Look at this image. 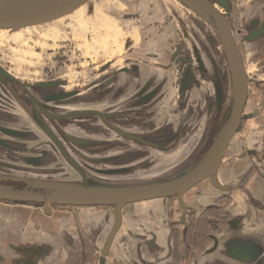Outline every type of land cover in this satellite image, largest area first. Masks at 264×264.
I'll use <instances>...</instances> for the list:
<instances>
[{"label": "flooded vegetation", "instance_id": "1", "mask_svg": "<svg viewBox=\"0 0 264 264\" xmlns=\"http://www.w3.org/2000/svg\"><path fill=\"white\" fill-rule=\"evenodd\" d=\"M240 1L242 2V7H240L238 13H234L232 19L227 15L228 11L232 9L231 0H226L227 6L225 8L219 4H215L222 12L225 10L224 14L231 23L234 39L240 49L248 80V96L240 126L230 141L225 159L217 171L218 181L225 188L215 186L208 179L198 182L184 194V204L180 202L177 196L154 198V200L160 201L158 204L146 202L145 200L126 204L121 210V221L114 234L112 243L120 231L123 230L124 221L127 217L131 220H136L138 222L136 224L139 225V227L130 228L131 235L138 236L139 234L141 239L151 240V243L147 246L142 243L138 245L136 259L134 258L130 264H198V257L206 252L210 254L218 253L220 256L226 257L229 264H264V236L252 237L255 238V243L249 239V242L247 240L242 242L235 240L240 232L237 230L240 227V225L238 226L240 217L237 219L238 216L232 215L230 211L237 204L235 197L237 192L245 191L249 183L257 178H260L263 181L260 182L264 183V0ZM247 3H250L248 8L246 7ZM190 35L191 32L187 31L185 33L187 41H182L180 36V44L176 46L177 48L180 46L183 50H188L187 55L191 57L189 62L184 57L186 53L183 56L181 53L179 55L181 58L176 59V64H178L177 76L171 79L166 74H162L161 70H158V76L149 75L148 70L143 67L145 65L135 62V65L130 67L132 74H129L130 78L125 82L124 89L126 94L123 93L124 91L120 93L115 91L120 96H128L125 100L121 101L120 107H113L114 111L111 112L112 114H106L102 108L97 107H83L79 109L102 111L104 118L91 113L79 114V116H94L92 123H89L85 127L88 131L82 137L109 141L104 145H110L108 149L100 148V151H96L98 152L97 154H93L92 150L88 148H86V152L88 153L79 150L77 155L81 159L87 161V157L108 156L106 153L111 151L110 155L120 157L117 162L120 160L126 161L127 165H129L130 161H132L131 164H134V160L136 159L137 162L138 158V162L142 165L138 166L139 170L135 172V176L155 175L157 177L162 175L163 173H160L161 165L157 167V170H153L156 166L155 156L170 150L169 148H165L166 140L163 136H165L166 132L165 127L171 124L170 118L167 119L166 116L168 114L172 115L173 112L177 116L175 118L176 126L175 124H171L178 131L177 138L176 136L174 137L175 140L177 139L176 143L181 139L186 140L190 151L197 150L198 146H203L200 150V155L209 150L223 121L225 109L222 106L218 108V105L213 104V99L210 101L212 104L210 106L206 102H200L204 98V92L199 87L202 81L196 75L191 76L195 83L191 88L192 90H185L183 96L177 95L176 99L178 98V101L175 99V104L172 102L173 106L178 105L177 108L174 109L172 108L173 106L167 107L166 105V100L172 96V86L170 85L171 88L169 86L170 79L178 81L180 78H184L185 75L183 73H186L190 69L188 63L195 69L194 58L196 59V74L199 76L200 72L208 71V63L215 65L214 61H217L213 59L214 46L212 42L204 45L202 43L205 41L201 42V40H198L200 46L206 49L207 56L211 58L208 62L207 58H204L203 53L201 54V47L198 44L191 45L192 40H197L198 36L193 38ZM189 47L190 49H188ZM217 65H220V63ZM251 67L255 69L254 72L251 70ZM230 72L233 79L232 69ZM201 73L200 76H202ZM256 79L258 82H256L255 88H252V83ZM60 85V82L49 87L35 85L34 87L37 89H51L49 92L41 94L32 89L29 84L18 81L16 76L11 74L10 71L0 70V141L10 140L18 148V150L17 148L11 150L12 154L9 156L11 160L9 161L5 154L7 150H3L0 144V168H2L0 175H12V171L7 169V162L16 165L21 163L22 165V159L26 157L44 156L40 152L44 144H56L48 133L51 126L46 124L45 121L43 122L44 118L41 117H48L45 111L55 115L61 114L53 111L54 108L50 107L49 103L62 102L63 105H70L73 101L69 99L80 94L78 90L64 92L56 90ZM177 89L179 92L181 91V84L180 88ZM254 90L256 91L254 92ZM72 92L75 93L67 97L59 99L53 97L56 94H68ZM253 93H255L259 107L250 111ZM22 110L28 115V118L26 117L28 120L24 118ZM152 114H157L158 119L151 125L149 118ZM248 115L251 116L248 117ZM252 118L256 120L257 128L253 129L250 126L249 122ZM56 120L58 119L54 121ZM80 120L84 121V119ZM56 126L59 135H63L59 132V129L63 128L58 124ZM101 126L106 129V132L102 130ZM15 128L31 130V135L35 136V139H31L32 141H30L29 146H24V151L19 150V147L26 143L24 139L10 136L11 131H16ZM36 128L41 129L49 136L50 139L45 140L44 144L38 142L41 138L35 131ZM205 128H207V140L201 145V137ZM121 131L140 133L143 135V141H131ZM155 131H159L158 135H150V133ZM107 133H114L115 138L105 137ZM59 135L57 134L58 137H60ZM60 141L62 142L61 139ZM191 141L192 143H190ZM148 142L153 145L148 144ZM11 143L9 144L12 145ZM135 145H138V147ZM56 147L61 152L60 148ZM91 148L94 149V147ZM176 149L174 146V149L171 150L175 152ZM89 152L95 156L90 155ZM64 157L69 162L67 156ZM13 175L18 176L14 173ZM232 175L234 176L233 178L239 179V182L234 185L235 187L232 184H228L230 183L228 180ZM0 184L13 185L18 188H22L25 185L23 182L14 181H0ZM256 193L259 195L257 191ZM259 197L260 200L257 206L262 207L264 206V195L260 194ZM0 202L6 203V201L1 200ZM8 204L18 203L8 202ZM31 205L40 208L42 216H51L54 209L61 211L57 216L63 222H60L62 224H58L56 238L62 241L66 240V242L69 241L68 243H70L71 239L76 242L79 240L83 244V247L85 246L84 252H82L81 264L107 263L112 247L111 243L110 247L106 249L107 242L118 221L116 209L113 205H99L98 209L103 211L98 212L97 209L92 211L91 215L93 218L86 214V219H99L97 227L93 224L89 231L83 225V218L85 216L82 217L80 212L86 208L82 206H58L50 203V211L48 212L45 208V203H33ZM159 235H162L168 242L171 239V247H167L168 243L166 249H164L156 243L155 239ZM97 236H102L105 240L104 247L99 250V253L96 250ZM92 247L94 248L93 251H91ZM63 249H65V252L68 251L66 248ZM216 263L218 264L219 262Z\"/></svg>", "mask_w": 264, "mask_h": 264}, {"label": "rangeland", "instance_id": "2", "mask_svg": "<svg viewBox=\"0 0 264 264\" xmlns=\"http://www.w3.org/2000/svg\"><path fill=\"white\" fill-rule=\"evenodd\" d=\"M208 1L219 4V0ZM231 2L232 9L228 11L227 15L232 19L234 13H238L240 7H242V2L240 0H231ZM249 6L250 3H247L246 7L248 8ZM223 11L225 12V10ZM187 31L191 32L190 36L193 38L198 36L197 40H192L191 45L198 44L200 46V40L201 42L205 41L202 43L204 45L212 42L214 51L213 53L212 51L210 52L213 55V59L217 61H214L215 65L208 63V71L200 72L202 76H200V73L198 76L196 74V59L194 58L195 69L188 63L190 69L183 73L185 77L180 78L178 81L171 80L172 77L177 76L178 64H176V59L181 58L179 55L182 53L183 56L186 53V56H184L186 60L188 59L189 62L191 60V57L187 55L188 50H183L180 46L176 47L180 44V36L182 41H187L185 39ZM202 53L209 62V59L211 60L210 56H207L206 49L201 47ZM155 54L157 57L159 56L158 59L155 58ZM162 56L164 57L162 58ZM135 62H140L143 65L150 63L161 70L162 74H166V76L171 78L169 86H172V88L170 86L172 96L166 100L167 107L173 106L172 102L175 104L177 95L183 96L185 90L192 88L195 83L191 76L196 75L202 81L199 87L204 92V98L200 102H206L210 106L212 105L210 101L213 99V104L218 105V108L222 106L225 109L223 121L220 125V128L222 127L232 108L234 97L233 79L216 21L203 4H186L177 0H85L68 13L54 20L20 29H0V70L10 71L11 74L16 76L18 81L29 84L32 89L41 94H45L51 89H37L34 86L48 81L60 82L61 85L56 89L58 91H79L80 94L69 99L73 101L70 105H63L62 102L49 103V106L54 108L53 111L56 113H66L82 109L83 107L102 108L104 113H111L114 111L113 107L119 106L122 103L121 101L128 96H120L115 91L119 93L124 91L123 93L126 94L124 89L125 82L130 78L129 74H132L130 67H133ZM218 63L220 65H217ZM251 70L255 71L252 67ZM257 75L259 76V74ZM256 82H258L257 79L252 83V88H255ZM180 84L182 89L179 92L177 88H180ZM252 96L250 111L259 107L255 93ZM86 99L90 100L87 101ZM176 100L178 101V98ZM174 106L172 108L176 109L178 105ZM22 111L24 118L27 119L28 115L24 110ZM41 118H44V120L42 119L43 122L45 121L46 124L50 125L58 135L56 124L65 131L82 136L88 131L85 127L92 123L94 116L76 115L65 120L58 119L56 121L48 117ZM166 118H170V123L176 126L175 118L177 116L174 112L172 115L168 114ZM80 119H84V121ZM157 119V114H152L149 118V123L152 125ZM255 121L252 118L249 122L253 129L257 128V122ZM81 124L83 125L82 127ZM171 124L165 127L166 132L165 136H163L166 140L165 148L170 150L174 149L177 140L174 137L176 136L177 138L178 132L174 128L175 126L173 127ZM103 126H101L102 130L106 132ZM35 131L41 138L38 140L39 143L44 144L45 140L50 139L41 129L36 128ZM158 132L155 131L150 133V135H158ZM59 136L66 153L74 164L66 160L54 143H50L49 145L44 144L42 146L43 149L40 150V152L46 151L44 154L45 159L41 166H28L32 168L22 170L18 167L26 165L19 163L16 169L10 168L8 170L12 171V174L22 176L82 181V176L76 167L77 165L94 180L101 175L98 170H116V167H119V170H124L123 168L132 170L128 176L122 175V173L119 174V177L114 176L113 179H116L119 183L127 182L132 178L134 180L143 178V175L132 177L134 172L139 170L138 166L142 165L138 162V158L137 162L136 159L134 160V164H131L132 161H130L129 166L126 161L121 160L119 161V166L112 164V162L93 163L85 161L77 155L79 150L86 152L84 147L69 143L63 135ZM105 137L115 138V135L114 133H107ZM27 138L31 140L35 139V136H26L25 139ZM135 146L138 147V145ZM101 147L95 146L92 150L93 154H97L98 152L96 151H100ZM170 150L155 156L156 166L153 170H157V167L161 165L160 173L162 172L163 176L166 170H168V176L176 174L173 167L181 162L180 158H175L174 154L171 153L173 151ZM89 154L92 155L91 152ZM106 154L110 155L111 151ZM22 160H27V158ZM221 162L222 160L218 164L220 165ZM1 170L2 168H0ZM207 171L212 173L213 170L209 167ZM110 176L112 175L105 177L108 178ZM159 177L162 178L161 175ZM203 180H208V178L206 177ZM52 199V204L54 205L80 207L79 205H67L65 197L59 193H53ZM36 202L23 201L13 203L31 205ZM38 203L43 204L45 200L41 198ZM155 203L158 204L160 201L157 200ZM31 206H33L30 207L33 209L32 211H36L42 216L40 208H36L37 206L35 205ZM82 207L86 208L80 212L82 217L86 214L92 217L91 212L95 209L98 212L103 211L98 209L99 205H83ZM60 213L58 212V214ZM64 253L63 241L56 238L54 257L50 256L48 261L45 258L44 264H52L53 260L54 264L58 263ZM42 257L39 259L41 260Z\"/></svg>", "mask_w": 264, "mask_h": 264}, {"label": "water", "instance_id": "3", "mask_svg": "<svg viewBox=\"0 0 264 264\" xmlns=\"http://www.w3.org/2000/svg\"><path fill=\"white\" fill-rule=\"evenodd\" d=\"M85 0H0V29H20L22 27L36 25L44 22L54 20L63 14L68 13L72 8L78 6ZM186 4L200 3L210 11L217 21L218 31L222 45L225 49L230 67L233 74V88L234 97L231 111L219 129L212 146L204 154L200 156L199 150H195L189 154L183 161L174 166L176 174L168 176L167 171H164V176L157 177L154 175L142 176L140 180H134L133 178L127 182L119 183L114 176L129 175L132 170L130 168H123L124 170H98L100 176L96 179H92L89 174H86L81 167L76 166L79 170L82 181H65L56 180L52 178H37L31 176L22 175H0V181H14L23 182L25 185L22 188L15 187L13 185H1L0 184V200L10 202H36L42 198L45 200L46 210L50 211V203H52L53 193L62 194L65 197V202L68 205H113L116 209L117 224L113 229L112 233L107 242L108 249L112 243L114 234L116 233L119 223L121 221V210L122 208L131 202L143 201L154 198L177 196L182 204L184 194L198 182L204 178H208L211 182L219 187L225 188L223 184L218 181L217 171L220 166L218 162L224 160L227 147L235 136L240 126L243 109L248 96V80L244 68V63L240 49L238 48L234 39L232 26L227 16L222 12L219 7L209 2L208 0H179ZM219 5L225 8L227 6L226 0H219ZM58 82H41L38 85L42 87H49L57 84ZM56 94L53 97L55 99L67 97L70 94ZM46 115L53 120L64 119L79 114H97L103 117L102 111L87 109V110H74L67 113L51 114L45 111ZM39 117V116H38ZM104 118V117H103ZM52 129V128H50ZM48 130L52 140L56 143L64 156H67L69 162L73 163L70 156L66 153L64 145L60 141V137L57 136L53 130ZM69 143H74L80 147H84L93 150L91 147L102 146L101 148L108 149L110 145H104V140H97L86 138L72 134L64 129H59ZM10 136L23 139L27 136V132L22 131H11ZM126 137L130 138L131 141H143V135L130 132L121 131ZM29 136L32 132H28ZM10 140L0 141L3 150L16 149ZM153 145L152 143H149ZM25 145L19 147L20 151H24ZM18 150V148H17ZM45 154L46 151H41ZM27 160H22L26 166H19V169L27 170L34 166L39 167L43 164L44 156H29ZM120 157L118 156H104V157H87V161L93 163H110L119 165ZM19 160V159H18ZM129 163V162H128ZM211 163H217L214 166L212 173L206 170V166ZM74 164V163H73ZM7 169H16L15 164H6ZM10 166V168L8 167ZM129 166V165H128ZM118 169V170H117ZM110 177H105L109 176ZM135 176V172L132 177ZM139 177V176H138ZM153 178V179H152ZM117 181V182H116ZM42 196V197H41ZM102 264V263H101Z\"/></svg>", "mask_w": 264, "mask_h": 264}, {"label": "crops", "instance_id": "4", "mask_svg": "<svg viewBox=\"0 0 264 264\" xmlns=\"http://www.w3.org/2000/svg\"><path fill=\"white\" fill-rule=\"evenodd\" d=\"M158 59L157 55H154ZM164 56H162L163 58ZM154 58V57H153ZM145 67L149 75H157L158 70L150 63L143 66ZM148 74V73H147ZM161 74V73H159ZM158 76V75H157ZM16 131L24 130L27 132H32L31 130L17 129ZM207 128L204 129L202 133V144L207 140ZM25 146L30 145L29 138L25 139ZM192 143V141L190 142ZM203 146H198L196 149H202ZM176 151L171 152L174 154L175 158L185 159L189 154L193 153L187 147L186 140H180L175 145ZM200 149V150H201ZM171 151V150H170ZM169 153V154H171ZM6 157L10 161L11 149L7 150L5 153ZM200 154V152H199ZM201 156V155H200ZM225 159V157H224ZM222 163V162H221ZM230 176L228 180L233 187L236 183L239 182L238 178H233ZM260 178L251 181L246 187L245 191H239L236 193V203L231 209L232 215L238 216L239 219L237 230H239L238 236L235 238L237 241L251 240L255 243V236H264V206H257L260 197L259 195H264V183ZM256 191L259 195H257ZM252 195V196H249ZM4 201V200H1ZM144 201V200H143ZM146 202H156L154 199L145 200ZM139 202V201H136ZM141 202V201H140ZM13 203V202H11ZM195 203V201H193ZM31 205L23 204H8L0 202V264H44L45 258L50 260V256L54 257L55 241H56V230L58 229V224H62L63 220L57 216L58 211L54 209L51 216L39 215L38 212L32 211ZM36 210V209H35ZM99 219H86V215L83 218V225L89 231L94 224L97 227ZM138 223L136 220H131L128 217L124 221V228L116 236L112 247L110 249L109 258L106 264H130L134 258L136 259V249L140 243L147 246L151 243L150 241L143 240L140 238V235H131L130 228H136ZM250 235L249 237L244 236ZM156 243L166 249L171 247L172 240L169 239V242L163 238L162 235L157 236L155 239ZM69 242V241H68ZM63 241V248H66L68 251L62 255V258L56 264H81L82 261V252H84L83 244L78 240H70V243ZM105 240L102 236L96 237V250L99 253V250L104 247ZM144 246V247H145ZM93 247L91 251H93ZM98 255V254H96ZM42 257L40 260L39 258ZM47 256V257H46ZM39 259V261H38ZM214 261V262H213ZM229 264L228 260L224 256H220L218 253H203L198 257V264ZM54 264V260L53 263ZM162 264V263H161Z\"/></svg>", "mask_w": 264, "mask_h": 264}, {"label": "bare ground", "instance_id": "5", "mask_svg": "<svg viewBox=\"0 0 264 264\" xmlns=\"http://www.w3.org/2000/svg\"><path fill=\"white\" fill-rule=\"evenodd\" d=\"M218 7V6H217ZM73 9V8H72ZM214 17V16H213ZM215 19V18H214ZM216 21V20H215ZM216 25H217V21H216ZM217 29H218V26H217ZM218 33H219V31H218ZM220 36V35H219ZM217 163H211V164H209L208 166H206L207 168H206V170L209 168V167H211L212 168V170H214L213 168H214V166L216 165ZM213 172V171H212Z\"/></svg>", "mask_w": 264, "mask_h": 264}]
</instances>
